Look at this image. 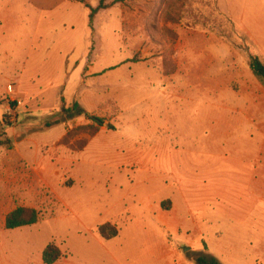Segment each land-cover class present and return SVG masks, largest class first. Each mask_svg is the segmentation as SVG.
Here are the masks:
<instances>
[{"label":"rangeland","instance_id":"obj_1","mask_svg":"<svg viewBox=\"0 0 264 264\" xmlns=\"http://www.w3.org/2000/svg\"><path fill=\"white\" fill-rule=\"evenodd\" d=\"M99 2L0 0V264H45L50 243L63 253L55 264H197L206 252L264 264V110L252 147L233 101L239 77H255L250 55L264 54V0H107L91 19ZM187 35L196 68L171 90L165 43ZM217 49L233 54L230 74ZM220 98L228 110L212 107L207 122L204 101ZM175 156L210 159L208 181L224 188L208 203L212 217L189 186L182 197L174 174L189 180L190 169L177 170ZM17 206L41 220L6 229ZM175 210L181 226L168 224ZM108 223L119 230L110 239L98 232Z\"/></svg>","mask_w":264,"mask_h":264},{"label":"crops","instance_id":"obj_2","mask_svg":"<svg viewBox=\"0 0 264 264\" xmlns=\"http://www.w3.org/2000/svg\"><path fill=\"white\" fill-rule=\"evenodd\" d=\"M214 37L212 35H207V34H201L198 37H196V41H200L203 44L208 40L209 43H211L212 47L213 43H214ZM252 38V37H251ZM210 39V40H209ZM253 42L255 43V45L259 48L260 43L252 38ZM193 41L192 36L191 35H187L186 39L182 38L180 36L179 40H176L175 43L172 45V43L170 42H166L165 43V50H163V52H166L167 57L173 58L174 62H175V67L173 68L172 72L170 73L169 76V80H172V83L170 81H166L167 86L171 89V90H177L182 86H186L187 84H183V82H179V83H175L176 80H181L182 78H178L179 75H183L185 73H191L193 72V70L196 68L194 65H192V58L194 57V55L196 54L195 50L191 47V42ZM167 43H170L169 45ZM217 53L215 56L217 57H221V59L219 60V66H221V72L223 74L229 73L232 70V68H236L234 65V61L230 62L229 61V56L231 53H229L228 50H224V49H217L215 50ZM212 55H214V53H212ZM231 56L233 57V54H231ZM261 57H264V54L259 55ZM232 67V68H231ZM250 68V67H249ZM251 71V69H250ZM240 71L239 70H235V72H233V75H236L239 77ZM252 73V71H251ZM253 75V73H252ZM254 76V75H253ZM164 78L166 80L167 75H164ZM246 78H248V82L240 79V82H242L245 86H240L239 85V89L241 92H239V96H243V98L241 99H237V100H233L236 101L238 103V108L235 109V111L240 112L243 116V122H245V131L247 130L248 132L246 133L247 136L250 137V141L248 143V145H250L251 140L253 141L255 139V136L251 135V129H255L256 128V122L262 120V112L264 110V89L263 87L260 85L259 82L255 81V77L251 78L250 75H246ZM239 82V83H240ZM223 89L229 88V84L228 86L222 87ZM255 92L253 95L249 94L248 92ZM195 100H192L191 102H193ZM204 102H207V104L205 105H209L210 109L206 111L205 114V120L208 119L207 122H213L214 123V111L212 107H216L218 106L219 108H221L222 110L226 111L228 110V101L226 99H206ZM212 123V125H213ZM214 126V125H213ZM260 127V126H259ZM213 129V128H212ZM260 132V130H259ZM211 133H213V131H211ZM208 137L209 136V132L207 133ZM254 141H253V145H254ZM252 147L249 148V151H252ZM194 152L193 154H197L198 150L193 148ZM192 150V149H191ZM244 151H248V148H243ZM191 152V151H190ZM178 154V153H176ZM210 159H207L205 162H200L199 160H197V158H189V157H183L178 158V157H174L173 161L175 162V168L177 170L181 169V165H184V168H187L189 166L190 172L187 173L186 170V174L189 177V180L187 179H182L181 176H178L177 174H174V178L177 182V184L179 185L180 192L182 194V197H186L187 194H189L188 191L185 190V188H187L188 186L190 187V192H191V201L194 198L195 202H199V201H205V206L204 207H200L197 210H200V212L204 213V216L206 217H212V209L209 207L208 203L212 201L213 198H215L216 196L218 197V195H221L224 188L222 189H216L215 186L211 185L208 181V178L211 177H217L215 173H213V166L210 165L209 163ZM241 169H239L240 171ZM244 172L242 173V177L243 178H247L248 175H251L252 172L250 170V168L248 169H244ZM242 172V171H241ZM213 173V174H212ZM176 175V176H175ZM183 183H186L183 185ZM255 185V183H253ZM200 193L202 194V196L200 195ZM226 193V191H225ZM193 195H195L193 197ZM250 194L246 195L244 197V203L248 206L247 209L251 210V198L249 197ZM249 198V199H248ZM185 199V198H184ZM182 213L175 210L174 211V220H170V222L168 221V224L170 225H176V226H181L183 225V219L181 217ZM198 216V215H196ZM195 216V218H197ZM192 223H194L195 225L197 224L196 221H194V219L192 220ZM217 257L219 256V254H215ZM221 261H224L223 256H219L218 257ZM250 262V261H249ZM251 264H255L253 262H250ZM235 264V263H234Z\"/></svg>","mask_w":264,"mask_h":264},{"label":"trees","instance_id":"obj_3","mask_svg":"<svg viewBox=\"0 0 264 264\" xmlns=\"http://www.w3.org/2000/svg\"><path fill=\"white\" fill-rule=\"evenodd\" d=\"M83 2V1H82ZM87 5V4H86ZM109 5L107 0H100L99 5L96 9L91 11V19L95 17L97 12L102 9H108ZM249 67L254 74V76L264 85V59L261 58L258 54H251ZM77 111L76 114L89 117L93 122L103 125L106 120L96 115H92L84 111L79 106H76L73 110V114ZM113 125H109V129H114ZM42 218L41 212L35 208L17 206L15 209L10 211L5 219L6 229L14 230L17 228H22L26 226H31L37 224ZM98 232L101 237L110 239L119 234V230L115 225L105 224L98 228ZM207 250V249H206ZM63 258V253L61 249L55 244H48L42 253V259L45 264H55ZM197 264H223L221 261L211 253L206 252L195 258Z\"/></svg>","mask_w":264,"mask_h":264},{"label":"water","instance_id":"obj_4","mask_svg":"<svg viewBox=\"0 0 264 264\" xmlns=\"http://www.w3.org/2000/svg\"><path fill=\"white\" fill-rule=\"evenodd\" d=\"M185 249V251H188V250H190V248H188V247H186V248H184Z\"/></svg>","mask_w":264,"mask_h":264}]
</instances>
